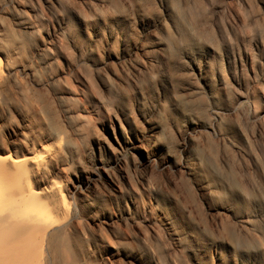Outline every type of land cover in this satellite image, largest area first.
<instances>
[{
  "label": "bare ground",
  "instance_id": "obj_1",
  "mask_svg": "<svg viewBox=\"0 0 264 264\" xmlns=\"http://www.w3.org/2000/svg\"><path fill=\"white\" fill-rule=\"evenodd\" d=\"M38 1L79 64L74 87L55 79L57 55L33 42L37 0H0V108L15 103L40 137L0 149V264H264V69L235 92L239 58L209 38L198 0H153L155 16L148 0ZM256 4L251 23L231 0L212 16L247 32L264 22ZM134 179L150 200L139 216ZM121 183L132 207L115 216Z\"/></svg>",
  "mask_w": 264,
  "mask_h": 264
},
{
  "label": "rangeland",
  "instance_id": "obj_2",
  "mask_svg": "<svg viewBox=\"0 0 264 264\" xmlns=\"http://www.w3.org/2000/svg\"><path fill=\"white\" fill-rule=\"evenodd\" d=\"M231 1L234 7L239 9L244 14L246 21L251 20L250 23L253 21L254 18H256V16L258 18L262 12L260 5L256 4V2L258 3V0H249L255 6V8H252V11H247L244 9L242 5L243 0ZM37 2V5L34 6L33 16L37 19L42 29L40 34L33 41L34 45H46L48 46V49L51 53L57 55V59L53 63L49 71L51 72L52 76L55 79L61 81V83H64L66 86L74 87L76 73L73 68L77 64H79V60L77 59L76 55L73 53L69 45L66 43L64 36L59 33L60 30L58 27V22L49 16L47 17V15H45L46 13L44 12L42 2L38 0ZM198 2H200L199 5H201L202 2L203 6L201 5L200 7L202 9L204 8V11L201 9L203 12L201 11L202 13L200 12L199 14V17L202 16L201 19L199 18L200 24L203 23L201 24L202 26L204 25L202 28H205L206 30H204L207 31L208 34H210L209 38H215L216 40L218 38L217 41L219 42H217V44L221 45L219 34H223V36H225V43H227V46L233 51V53H235V58H239V60H237L236 62L237 67L235 74L237 75V77L239 76L241 83L239 88L236 87L235 92L241 93L251 85H257L260 87V82L258 81L259 75L262 69H264V22H261V20L259 22L257 21L258 25L256 26V28L254 26L256 25V23H252L250 25V28H248V31L243 32L240 28H231L230 25L225 22L223 17L220 16L219 19L217 18L218 20H216L212 16L213 9L215 7L224 5L228 2V0H198ZM143 5L147 10L146 12H149L148 14L152 16L158 15L157 13H159V10L157 9L156 11V7H154L155 5L153 4V0L152 2L151 0H148ZM118 6L120 7V10L122 12L128 10V8L125 5H122L121 3ZM262 38L263 42H259V40H261ZM98 57L100 58L101 55H98ZM248 58L250 62V70L247 71L243 67H241L240 71V63L244 66ZM226 79L230 81L229 77H226ZM42 94L46 107L49 110V118L54 124V126L66 132H70L68 123L59 111L58 104L57 102H55V99L53 97V88H46L42 91ZM75 104L81 105V107L85 109H87L89 105L87 103L79 102V100H76ZM14 107L15 103H12L0 108V149L6 151L10 147L14 146L19 152H21L24 148L28 146V144L26 143V139H29L31 141V139L33 138L35 139V141L39 142L40 137L33 133L32 129L28 126L22 116L16 114V112L13 111ZM240 118L242 119V121ZM240 118L239 121H241L240 123L244 127V118L242 117V115L240 116ZM92 126H94V129L98 130L97 132H95L100 136V138H102L103 140L110 141V132L109 134L106 133V131H104L97 124H93ZM250 127L251 126H249L248 128L249 131L254 129L253 127ZM93 152V157L101 159L102 161L104 160L103 164H106V155L103 152H100L98 150H95ZM83 161L86 167H90L93 164V161L91 160L90 156H85ZM71 169L75 171L76 169H78V165L75 163L71 166ZM134 183L136 185V190L138 194L137 196L139 198L138 201L140 203L138 206V210L133 209V212L137 216H139L142 212L145 213L147 210H150V200L148 199L146 192L139 187L136 179H134ZM121 186V193L115 192L112 196L113 205L111 206V212L114 213L115 216L120 214L122 215L123 209H125V207H132V204L130 202V192L125 187L124 183H121ZM148 218L149 221L153 222L154 226L160 229L159 221L155 216H148Z\"/></svg>",
  "mask_w": 264,
  "mask_h": 264
}]
</instances>
